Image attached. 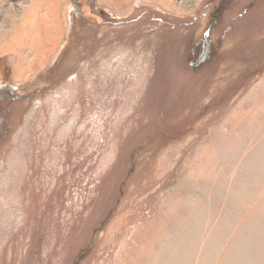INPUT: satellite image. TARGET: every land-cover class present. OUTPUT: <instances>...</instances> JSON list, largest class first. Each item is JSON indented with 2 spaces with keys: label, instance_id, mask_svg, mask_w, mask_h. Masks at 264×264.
<instances>
[{
  "label": "rangeland",
  "instance_id": "1",
  "mask_svg": "<svg viewBox=\"0 0 264 264\" xmlns=\"http://www.w3.org/2000/svg\"><path fill=\"white\" fill-rule=\"evenodd\" d=\"M0 264H264V0H0Z\"/></svg>",
  "mask_w": 264,
  "mask_h": 264
}]
</instances>
